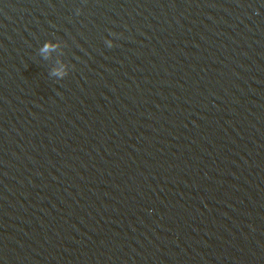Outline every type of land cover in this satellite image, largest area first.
Segmentation results:
<instances>
[{
    "label": "water",
    "instance_id": "obj_1",
    "mask_svg": "<svg viewBox=\"0 0 264 264\" xmlns=\"http://www.w3.org/2000/svg\"><path fill=\"white\" fill-rule=\"evenodd\" d=\"M0 264H264V0H0Z\"/></svg>",
    "mask_w": 264,
    "mask_h": 264
},
{
    "label": "clouds",
    "instance_id": "obj_2",
    "mask_svg": "<svg viewBox=\"0 0 264 264\" xmlns=\"http://www.w3.org/2000/svg\"><path fill=\"white\" fill-rule=\"evenodd\" d=\"M48 45H45V50L47 49Z\"/></svg>",
    "mask_w": 264,
    "mask_h": 264
}]
</instances>
